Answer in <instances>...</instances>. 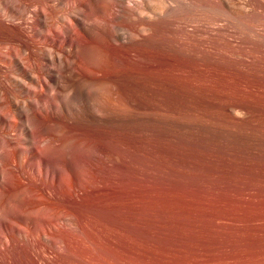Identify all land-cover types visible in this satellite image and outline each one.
<instances>
[{
    "label": "rangeland",
    "instance_id": "374dc122",
    "mask_svg": "<svg viewBox=\"0 0 264 264\" xmlns=\"http://www.w3.org/2000/svg\"><path fill=\"white\" fill-rule=\"evenodd\" d=\"M234 31L188 95L107 80L131 113L97 108L104 193L65 172L44 199L0 179V264H264V38Z\"/></svg>",
    "mask_w": 264,
    "mask_h": 264
},
{
    "label": "bare ground",
    "instance_id": "6f19581e",
    "mask_svg": "<svg viewBox=\"0 0 264 264\" xmlns=\"http://www.w3.org/2000/svg\"><path fill=\"white\" fill-rule=\"evenodd\" d=\"M235 28L264 38V0H0V179L44 199L65 172L69 187L104 193L97 108L129 112L108 101L107 80L152 97L193 93L190 79L215 80V46Z\"/></svg>",
    "mask_w": 264,
    "mask_h": 264
}]
</instances>
